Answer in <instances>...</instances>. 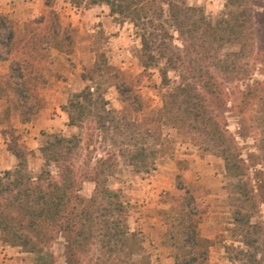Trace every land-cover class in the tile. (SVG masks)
I'll use <instances>...</instances> for the list:
<instances>
[{"label":"trees","instance_id":"16d2710c","mask_svg":"<svg viewBox=\"0 0 264 264\" xmlns=\"http://www.w3.org/2000/svg\"><path fill=\"white\" fill-rule=\"evenodd\" d=\"M56 1L44 0L48 13L31 20L24 33H12L9 38L10 48L19 53L9 72L0 75V99L12 98L9 110H20L24 121L33 112L29 98L45 83L49 49L72 53L76 44L75 31L60 28ZM68 1L76 8L106 4L116 22L131 24L141 41V66L146 71L158 69L166 91L162 107L146 114L143 100L133 94L126 78L113 74L104 54L98 53L94 67L83 76L88 84L63 106L67 126L80 128L93 121L102 141L114 139L113 131L122 136L126 145L123 156L138 174L156 169L157 150L147 145L149 139L160 145L163 125L200 137L203 149L222 158L227 175L237 181L239 197L231 224L234 241L240 246L228 248L233 259L239 264H264V220H254L259 213L257 194L264 204V81L254 80L250 69V61L264 66V28L256 32L251 0H226L225 10L216 20L187 0ZM113 77L118 79L121 102L134 113L145 114L141 121L125 120L124 129L108 107L101 84ZM220 79L245 83L239 91L241 114L257 107L260 116L252 119L250 128L259 131L256 155L244 156L240 142L229 137L227 125L215 110L227 96ZM245 125L241 120L239 136L243 140L248 137ZM82 143L77 134H43L39 151L44 163L38 174L29 171V151L11 149L17 165L0 176L3 243L41 253L40 244L61 235L66 243L65 264H152L140 233L131 231L122 194L107 187L108 177L114 174L113 158H101L83 173L76 166ZM258 166L260 170L255 169ZM83 176L95 185L90 199L81 196ZM170 200L175 264H206L215 241L201 236L198 221L186 214L191 204L187 197L171 196ZM89 255L87 262L84 257Z\"/></svg>","mask_w":264,"mask_h":264},{"label":"rangeland","instance_id":"374dc122","mask_svg":"<svg viewBox=\"0 0 264 264\" xmlns=\"http://www.w3.org/2000/svg\"><path fill=\"white\" fill-rule=\"evenodd\" d=\"M187 2L191 6L202 8L209 18L216 20L225 10L226 0ZM42 4L45 5L44 0ZM54 9L60 16L61 30L70 28L75 31L76 44L72 53L53 47L47 52L48 61L44 63L45 83L37 87L36 96H31L28 100L29 105L33 106L32 114L28 115L29 121L23 120L25 117H22L20 110H9L12 98L0 99V176L4 171L16 167L17 158L11 151L15 146L17 150L25 149L30 152L29 171L38 174L44 163L39 151L43 134L81 135L83 143L76 160L77 169L85 173L95 167L99 159L113 158L111 163L114 165V174L108 177L107 187L122 194L129 208L128 222L131 231L140 233L152 264H175V248L172 246L169 227L172 216L169 210L173 206L171 196L187 197L191 201L186 214L198 221L201 236L215 241V245L209 250L206 264H239L233 259L234 253L228 249L230 246H240L234 241L231 224L239 197L237 181L227 175L222 158L203 149L200 137L163 125L160 145H155L152 139H149L147 145L157 150L156 169L138 174L123 156L126 145L122 136L113 131L111 136L114 139L102 141V134L94 129L93 121H86L80 128L67 126L68 117L63 106L74 93L82 91L88 84L83 76L94 67L98 53L104 54L108 65L115 70L113 74L126 78V84L132 88L133 94L143 100L146 114L162 107L166 89L161 85L158 69L146 71L141 66L138 59L141 41L134 27L129 23L116 22L110 16L106 4H85L76 8L68 0H57ZM251 10L256 32L259 33L264 28V0H251ZM47 13L46 8L43 15ZM33 19L23 21L18 17H7L5 20L0 18V75L7 74L10 65L18 57L17 49L10 48L11 34L24 33ZM251 63L254 80L264 81V66ZM170 76L175 78L176 74L170 73ZM220 81L224 84L227 96L222 104L212 109L222 116L223 123L228 127L229 137L240 142L244 156L247 158L248 154L256 155L259 131L250 128L254 125L252 119L260 116L256 111L257 107L247 114H241L238 109L239 91L245 87V83ZM117 83L118 79L115 77L101 82L105 98L109 102L108 107L115 111L124 129L125 120L141 121L145 114H136L121 102ZM30 86L36 87L33 82ZM243 119L248 128L245 131L248 134L246 140L239 136ZM255 169L260 170V166ZM253 176L254 182L255 174ZM81 184V196L90 199L94 183L84 177ZM256 203L259 213L254 220H264V204L258 194ZM0 244H4L1 231ZM65 245V239L60 235L46 244H40V250H43L41 253L11 246L9 258L15 259L17 252H21V264H65ZM95 254L99 255V252ZM91 257H84V260ZM101 258L107 257L102 255Z\"/></svg>","mask_w":264,"mask_h":264},{"label":"crops","instance_id":"0c3cea01","mask_svg":"<svg viewBox=\"0 0 264 264\" xmlns=\"http://www.w3.org/2000/svg\"><path fill=\"white\" fill-rule=\"evenodd\" d=\"M46 11L42 0H0V18L18 17L19 20L27 21L43 15ZM11 246L0 244V264H18L22 261L23 253L17 252L15 259H10ZM21 264V263H20Z\"/></svg>","mask_w":264,"mask_h":264}]
</instances>
